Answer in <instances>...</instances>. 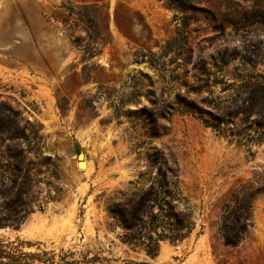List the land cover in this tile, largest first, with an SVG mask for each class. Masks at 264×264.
I'll return each mask as SVG.
<instances>
[{"label":"rangeland","instance_id":"rangeland-1","mask_svg":"<svg viewBox=\"0 0 264 264\" xmlns=\"http://www.w3.org/2000/svg\"><path fill=\"white\" fill-rule=\"evenodd\" d=\"M167 168L194 228L150 257L108 208ZM242 187L251 226L225 246ZM0 240L73 264H264V0H0Z\"/></svg>","mask_w":264,"mask_h":264},{"label":"trees","instance_id":"trees-1","mask_svg":"<svg viewBox=\"0 0 264 264\" xmlns=\"http://www.w3.org/2000/svg\"><path fill=\"white\" fill-rule=\"evenodd\" d=\"M146 175L147 173L140 174L135 183L138 185ZM168 177L176 178V170L158 169L154 183L147 190L136 188L134 185L135 189L129 195L119 192V198L108 208L109 213L128 230L122 237L123 242L143 247L150 257L155 255L159 241L181 242L194 228L190 212L176 211V204L181 199L175 186L173 191L168 188ZM246 190V187H242L232 196V200L224 205L217 231L225 246H238L248 234L251 226L252 201L257 192L251 188L249 191ZM15 249L14 243H4L0 240V264H34L35 260L42 264L75 262H69L71 253L57 261L53 255L40 257L17 253Z\"/></svg>","mask_w":264,"mask_h":264},{"label":"bare ground","instance_id":"bare-ground-1","mask_svg":"<svg viewBox=\"0 0 264 264\" xmlns=\"http://www.w3.org/2000/svg\"><path fill=\"white\" fill-rule=\"evenodd\" d=\"M81 156V155H80ZM81 169H83V168H85V163L84 162H82V163H80V166H79Z\"/></svg>","mask_w":264,"mask_h":264},{"label":"water","instance_id":"water-1","mask_svg":"<svg viewBox=\"0 0 264 264\" xmlns=\"http://www.w3.org/2000/svg\"><path fill=\"white\" fill-rule=\"evenodd\" d=\"M80 164V163H79Z\"/></svg>","mask_w":264,"mask_h":264}]
</instances>
